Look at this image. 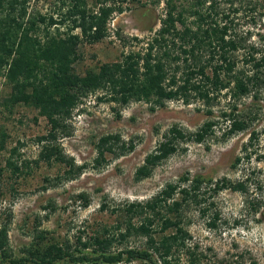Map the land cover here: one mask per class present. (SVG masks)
Segmentation results:
<instances>
[{"label": "trees", "instance_id": "1", "mask_svg": "<svg viewBox=\"0 0 264 264\" xmlns=\"http://www.w3.org/2000/svg\"><path fill=\"white\" fill-rule=\"evenodd\" d=\"M34 1L37 0H0V78L5 79L10 89L0 105L10 113L19 106L32 107L51 124L50 133L36 139L37 144L42 145L38 159L33 162L36 166L42 162L48 165L65 163L69 166L66 180L81 175L85 165L76 166L73 159L64 156L57 144L58 133L65 132L66 122L80 100L99 91L103 92L101 101L121 106L145 101L151 104V110L164 108L174 100H182L187 105L194 100L200 101L208 108L206 114L209 117L213 116V106L220 103L218 100L226 91L223 96L230 97L233 110L229 114L222 113L227 123L223 139L250 128L253 120L238 114L236 103L251 95L257 98L264 90V53L256 45H248L249 32L247 37L234 34L233 27L224 21L229 16L223 14L220 17V2L234 5L235 0H193L190 7L180 0H164L165 16L160 29L146 40L130 38L136 45H142L139 50L123 52L117 61L89 68L84 73L78 71L83 48L108 38L111 14L114 10L123 13L124 9L102 7L94 14L81 6L82 0H69L70 3L59 0L64 11L57 19L54 15H43L34 10ZM150 1L155 5L161 2ZM262 2L249 1L246 8L255 13L263 9L258 14L264 18V0ZM233 10L239 12V9ZM76 30L80 32L76 33ZM117 35L124 46L128 44L127 38L120 33ZM241 51H244L242 62L238 56ZM217 124L209 119L195 133H186L176 126L171 128L165 140L136 171L135 180L140 182L151 177L158 165L178 152L177 142L204 143L214 135ZM6 137L5 132L0 131V157L6 150ZM256 137L255 132L251 133L249 143L243 147L245 156L237 157L234 167L244 158L250 160L254 154L250 149ZM120 142V136L116 135L99 140L97 166L106 162L107 154L119 156L116 151ZM132 150L131 145L129 151ZM16 152L17 149L12 150L5 167L0 165V177L8 170L10 178L17 179L32 173L31 162L24 160L19 165L13 159ZM120 152H126L124 144ZM248 182L249 177L237 183L226 178L214 181L200 176L183 177L176 184H168L146 203L133 202L123 210L113 211H121L122 215L115 233L105 228L86 242L79 238L75 248L67 242L44 243V237L39 236L40 243L28 248L27 256L18 259L9 249L12 215L4 209L0 212V257L3 264H132L137 261L180 264L177 256L186 250L190 238L181 227L183 211L192 205L200 207L202 214L206 215L213 205H206L211 196L224 190L247 194ZM13 188L11 186V190ZM209 192L211 194L207 197ZM5 195V187L0 183V206ZM79 198L84 200V207L90 205L86 195ZM106 208L107 205L103 204L100 210ZM164 209L166 213L162 212ZM135 218L139 219L138 224L134 223ZM155 224L158 228L154 227ZM209 225L216 227L215 221ZM155 234L165 235L155 237ZM132 235L147 238V248L111 250L115 242L123 244ZM195 262L197 260L191 264Z\"/></svg>", "mask_w": 264, "mask_h": 264}, {"label": "rangeland", "instance_id": "2", "mask_svg": "<svg viewBox=\"0 0 264 264\" xmlns=\"http://www.w3.org/2000/svg\"><path fill=\"white\" fill-rule=\"evenodd\" d=\"M82 1L81 6L94 14L102 7L124 9L123 13L114 10L111 14L108 38L83 48V60L78 69L82 73L103 63L117 61L123 52L139 50L142 45H136L130 38H151L160 29L165 16L164 0L156 5L150 0ZM187 1L180 0V3L190 7L193 0ZM249 1L263 3V0H235L233 5L222 1L220 17L223 14L229 16L224 21L233 27L234 34L247 37L249 32L248 45H256L264 53V18L258 14L263 9L256 13L249 11L246 8ZM32 7L57 19L64 11L59 0H37L32 2ZM233 9H239V12ZM117 33L129 40L127 45L124 46ZM243 52L238 53L241 62ZM9 93L5 79L0 78V103ZM226 93L219 98L220 103L213 106L212 117L206 114L208 108L195 100L189 105L174 100L164 108L151 110V104L145 101L121 106L101 101L102 91L87 95L66 122L65 132L58 133L57 144L64 156L73 159L76 166L86 167L74 180L65 179L69 170L65 163L48 165L42 162L38 166L33 163L42 150L36 139L51 131L48 120L32 107L19 106L10 113L0 105V131L7 135L0 165L5 167L6 159L17 149L13 159L19 165L24 160L31 162L32 169L30 175L18 179L10 178L9 170L0 177L6 191L0 212L7 209L12 215L8 240L13 257L27 256L26 250L41 241L39 236L44 237V243L67 242L75 248L79 238L86 242L105 228L115 233L122 215L121 211H113L123 210L133 202L146 203L168 184H176L183 177L200 176L214 181L226 178L233 183L249 177L247 194L224 190L207 200L208 207L213 205L206 215L200 207L192 205L183 211L181 227L190 238L186 250L180 252L177 259L180 264H191L194 260L197 262L193 264H264V90L257 98L251 95L236 103L237 113L248 116L253 122L244 133L224 140L227 123L222 113L229 114L233 110L230 97L223 96ZM209 119L218 123L213 136L201 144L189 140L177 142L178 152L158 165L151 177L140 182L135 180L136 171L165 140L171 128L176 126L186 133H195ZM253 132L257 135L250 149L254 154L249 161L244 158L234 167L236 158L245 156L243 147L249 143ZM108 135L120 136L116 151L119 156L107 154L106 162L97 166V144ZM123 144L126 152L121 153ZM131 145L134 150L129 151ZM83 194L90 201L88 207H84V200L79 198ZM103 204L107 205L105 211L100 210ZM162 212L166 213V210ZM212 221L216 223L215 228L209 225ZM138 222L135 218L134 223ZM154 227L158 228L157 224ZM165 234H155V237ZM128 248H147V238L132 235L123 244L115 242L111 250L119 252ZM3 263L0 257V264ZM132 264L148 263L137 261Z\"/></svg>", "mask_w": 264, "mask_h": 264}]
</instances>
